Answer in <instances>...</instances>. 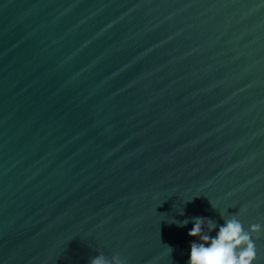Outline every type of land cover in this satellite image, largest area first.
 Segmentation results:
<instances>
[{"label": "water", "instance_id": "1", "mask_svg": "<svg viewBox=\"0 0 264 264\" xmlns=\"http://www.w3.org/2000/svg\"><path fill=\"white\" fill-rule=\"evenodd\" d=\"M233 216L264 264V0H0V264H187Z\"/></svg>", "mask_w": 264, "mask_h": 264}, {"label": "clouds", "instance_id": "2", "mask_svg": "<svg viewBox=\"0 0 264 264\" xmlns=\"http://www.w3.org/2000/svg\"><path fill=\"white\" fill-rule=\"evenodd\" d=\"M172 223L184 227L188 221ZM215 228L216 225L211 220L194 218L193 227L188 232L194 242L190 245L187 264H256L257 250L253 236H258L261 232L260 224H253L245 231L242 223L233 216L225 220L213 237L210 234ZM169 249L171 254L172 249ZM91 264H125V261L119 255L111 259L98 255Z\"/></svg>", "mask_w": 264, "mask_h": 264}]
</instances>
